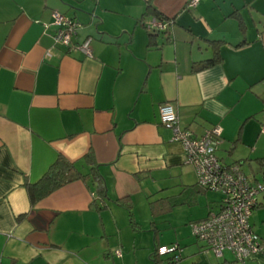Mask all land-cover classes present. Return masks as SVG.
I'll list each match as a JSON object with an SVG mask.
<instances>
[{"label":"crops","instance_id":"obj_1","mask_svg":"<svg viewBox=\"0 0 264 264\" xmlns=\"http://www.w3.org/2000/svg\"><path fill=\"white\" fill-rule=\"evenodd\" d=\"M188 1L0 0V264H236L191 232L222 195L197 184L159 106L195 135L219 125V161L264 176V0ZM54 12L79 24L70 46ZM59 156L81 177L31 203L26 184ZM249 223L264 244V217ZM173 243L178 261L156 253Z\"/></svg>","mask_w":264,"mask_h":264},{"label":"built area","instance_id":"obj_2","mask_svg":"<svg viewBox=\"0 0 264 264\" xmlns=\"http://www.w3.org/2000/svg\"><path fill=\"white\" fill-rule=\"evenodd\" d=\"M199 0H189L187 6H195ZM56 27L53 40L56 44L70 46L79 26L78 22L62 13H53ZM151 26L164 29L165 23L153 19ZM90 39L75 46L84 54H90ZM162 124L172 133V140L179 142L185 153V160L195 170L197 184L222 195L220 208L207 218L191 223V232L214 252L221 256L230 251L235 261L244 264L257 253L264 252V244L254 233L249 217L257 204V197L264 193V181L252 183L244 174L241 163L225 165L219 161L215 151L220 142L222 128L215 125L202 135H195L188 129H181L173 106L165 102L159 106ZM264 132V126H262ZM264 168V159L261 161ZM177 243L158 246V255H171L173 261L180 259Z\"/></svg>","mask_w":264,"mask_h":264},{"label":"trees","instance_id":"obj_3","mask_svg":"<svg viewBox=\"0 0 264 264\" xmlns=\"http://www.w3.org/2000/svg\"><path fill=\"white\" fill-rule=\"evenodd\" d=\"M146 14H152L154 17L161 19L160 21L162 22L166 20V18L161 17L160 14L155 12V10L150 6L146 8ZM218 60L219 57L215 56L214 58L206 60L202 66L205 67L211 65ZM80 177L81 174L76 170L73 163L68 162L62 156H59L39 180L34 183L26 184L30 202L34 204V202L48 195L56 188Z\"/></svg>","mask_w":264,"mask_h":264},{"label":"rangeland","instance_id":"obj_4","mask_svg":"<svg viewBox=\"0 0 264 264\" xmlns=\"http://www.w3.org/2000/svg\"><path fill=\"white\" fill-rule=\"evenodd\" d=\"M257 170V174H256V178H258L259 180H253V182L252 183H255V182H257V181H264V178H262V177H264V176H262V172H261V170H260V167L258 166L257 168H256ZM245 170V169H244ZM250 176V178L251 179H253L254 177H253V175H249ZM249 179V178H248ZM251 181V180H250ZM260 195V194H259ZM258 195V196H259ZM206 196L207 197H209V196H212L213 198L215 197V198H220V196H221V194L220 193H217V192H214V191H212V190H206ZM260 197H261V195H260ZM260 197H259V199H260ZM258 209H264V206H262V207H260V208H258ZM179 210H178V208H176V213H179V217L182 215L181 214V212H178ZM177 217V216H176ZM261 217H264V213H257V209H255L254 211H252V213H251V215H250V217H249V219H251V222H253L254 220H255V226H257L258 227V223H260L261 222ZM176 219H178V217L176 218ZM179 219H181V218H179ZM254 230V229H253ZM255 232V231H254ZM224 254L227 256V257H230L231 255L232 256H234L233 255V253L232 252H227V251H224ZM165 255H167V254H164V255H160V256H165ZM234 259H235V257H233ZM234 263H236V264H241L240 262H238V261H235Z\"/></svg>","mask_w":264,"mask_h":264}]
</instances>
